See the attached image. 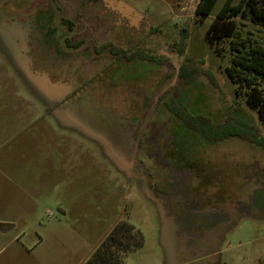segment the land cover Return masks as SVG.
Returning <instances> with one entry per match:
<instances>
[{
    "label": "rangeland",
    "instance_id": "rangeland-1",
    "mask_svg": "<svg viewBox=\"0 0 264 264\" xmlns=\"http://www.w3.org/2000/svg\"><path fill=\"white\" fill-rule=\"evenodd\" d=\"M197 2L0 0V226H14L0 264H84L119 221L142 235L124 264H264V148L190 132L173 144L172 101L264 136L227 76V40L204 38L223 0L202 18ZM242 23L264 45V27ZM137 51L161 61L123 55Z\"/></svg>",
    "mask_w": 264,
    "mask_h": 264
},
{
    "label": "trees",
    "instance_id": "trees-1",
    "mask_svg": "<svg viewBox=\"0 0 264 264\" xmlns=\"http://www.w3.org/2000/svg\"><path fill=\"white\" fill-rule=\"evenodd\" d=\"M217 0H198L195 14L207 17L213 12ZM237 18L240 20L237 21ZM242 20L264 27V0H223L214 12L213 20L206 28L204 38L216 51L222 50V41L228 42L231 64L225 68L230 81L234 84L236 96H242L247 106L254 109L260 120L264 121V45L249 36L248 31L242 32ZM63 22H67L63 19ZM68 43V41H67ZM116 56L124 53L122 50L109 48ZM127 61L134 58L148 59L160 63V58L154 54L134 52L132 56L123 54ZM179 77L185 83L194 80L193 68L183 63L179 67ZM179 120L182 129L176 131L174 146L176 150H184L183 137L187 132L202 137L207 143L213 144L231 137H237L264 148V136L251 122L236 121L227 115L220 123H214L211 118L200 111H190L186 106L176 102L166 104ZM236 110H240L236 108ZM179 133V134H178ZM174 149V150H175ZM183 161L188 157L182 155ZM187 162V161H186ZM177 170H182L179 161L172 162ZM142 243V235L128 221L115 223L108 234L94 248L84 264H124L123 257L131 249Z\"/></svg>",
    "mask_w": 264,
    "mask_h": 264
},
{
    "label": "crops",
    "instance_id": "crops-1",
    "mask_svg": "<svg viewBox=\"0 0 264 264\" xmlns=\"http://www.w3.org/2000/svg\"><path fill=\"white\" fill-rule=\"evenodd\" d=\"M0 227H2V229H7L6 231H0L1 233H5V232H7V231H9V230H12V229L14 228V226H12V227H7V225H3V226H0Z\"/></svg>",
    "mask_w": 264,
    "mask_h": 264
},
{
    "label": "water",
    "instance_id": "water-1",
    "mask_svg": "<svg viewBox=\"0 0 264 264\" xmlns=\"http://www.w3.org/2000/svg\"><path fill=\"white\" fill-rule=\"evenodd\" d=\"M7 229H1V231H6Z\"/></svg>",
    "mask_w": 264,
    "mask_h": 264
}]
</instances>
